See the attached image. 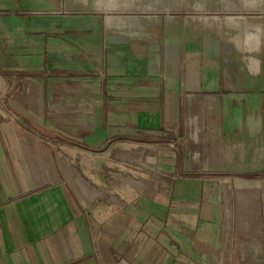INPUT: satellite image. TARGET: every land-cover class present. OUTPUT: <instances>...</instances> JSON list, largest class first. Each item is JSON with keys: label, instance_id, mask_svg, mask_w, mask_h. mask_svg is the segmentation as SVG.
Here are the masks:
<instances>
[{"label": "crops", "instance_id": "1", "mask_svg": "<svg viewBox=\"0 0 264 264\" xmlns=\"http://www.w3.org/2000/svg\"><path fill=\"white\" fill-rule=\"evenodd\" d=\"M124 10L107 0H0V264H264V174L166 178L164 193L134 208L135 226L125 227V187L105 174L122 173L119 153L135 156L128 132L146 125L158 139L146 144L158 145L160 166L185 170L197 163L166 150L193 126L215 160L224 154L213 144L220 137L264 129V56L226 51L207 29L179 20L166 22L167 38L144 51L128 36H108L107 18ZM116 22L113 28H128L125 16ZM19 71L42 84V101L53 92L49 81L76 83L80 105L96 111L91 136L39 139V130L58 128L18 108L15 89L2 90ZM216 101L224 108L182 117L183 104ZM259 158L264 166V140ZM211 178L223 180H202Z\"/></svg>", "mask_w": 264, "mask_h": 264}, {"label": "rangeland", "instance_id": "2", "mask_svg": "<svg viewBox=\"0 0 264 264\" xmlns=\"http://www.w3.org/2000/svg\"><path fill=\"white\" fill-rule=\"evenodd\" d=\"M107 1L111 9H125L124 12H121L120 14H111L109 15L110 17H106L107 20L111 22L110 27H112L107 30L108 36L112 38H123V35L128 36L127 38H131V40L134 39L133 43L144 45V51L148 45H157V43L159 44L160 40L164 37L167 38L165 31L166 22L179 20L183 21L184 26L190 30L199 27L204 30L207 29L208 33H212L214 36L216 35L217 37H215L223 42V48H225L226 51H234L236 48H239L247 58H251L257 53L260 58H263L262 56H264V0ZM92 2L93 4L96 2L99 4L100 0H92ZM118 15L125 16L126 22H128L127 29L117 30L113 28L116 27ZM141 50L142 48L138 49V54L143 55ZM240 54L242 55V53ZM18 73V79H15V76H10L9 79H6L7 82L2 86L3 92H10L12 89H15L18 94L17 97L19 98L17 100L18 108L34 109V119L36 122H51L55 129L56 127L58 128L52 131L39 130V139L55 137V135H58L74 142L79 137L91 136L95 127L93 126V123L96 111L93 110L92 105L86 107L80 105L85 101V99H83L85 97H82L78 92L76 83L63 84L62 82L58 83L57 81H49L53 92L50 97L46 95V100L42 101L38 97V92L40 90L39 85L42 84L39 81L29 79L27 75H24V71H19ZM50 74L52 75L53 73ZM16 83H18V85H16ZM45 83L44 89L47 91L48 81ZM61 88H65L66 91H61ZM26 92L29 93V95H26ZM87 102L95 103V100L87 99ZM223 104L221 105L217 101L194 105L186 103L181 106L183 109L181 112L182 117H184V114L188 115V113H193L195 111L209 112L212 110H221L224 108ZM4 105V108H9L6 102H4ZM162 117L164 120L169 118V112H164ZM262 121L264 124V116ZM208 122L211 126L212 122L210 119ZM181 123H183V125L185 123L194 124L192 121H181ZM200 123H202L199 126L200 131L203 132L204 130H202V127L205 126L206 128V121H200ZM97 124L98 121H96V125ZM162 124H165V128H168V126L171 125L167 121ZM145 127L147 126H141L140 128L135 126L133 127V132L131 130L129 132L127 131L128 134L127 132L125 133V130L123 129L118 130V133L122 131L123 134H127V136L132 139L134 138L133 140L136 142L135 156L124 152L119 153V166L122 173L120 175L116 173L105 174V178L110 184L117 181L114 184H123V188L125 187L122 191L124 203L123 206L120 207L121 213L124 214L123 223L125 227L130 228L132 225L135 226L136 219L135 214H133L135 211L134 208H137L138 206L142 208V206L148 204V201L152 200V195L157 199L156 195H161V191L164 193L163 190L160 189L161 185L159 182L166 178H168L169 181H176L183 177L184 181L187 182L196 177H208L215 174L224 175L225 173L230 172L234 174H246V177H255L252 175L264 174V166L259 158L264 140V129L253 136L247 133L245 135L239 134V136L232 134L229 139H223L220 137V140L222 141H215L213 144L216 145V149L220 151L221 154L224 153L223 155L225 157L223 155L220 156L219 153H217L215 160L211 161L209 160L211 153L209 152V147L206 143L202 142L204 137H202V139L199 136L195 137L194 131H190L193 126H184V129L186 128L187 130L183 131V135H186V137L180 140L178 139L176 142L171 141L170 145H174V147L172 148V151L171 149H169L170 151L166 150V153L170 158H174L178 155L180 157V160L178 157L179 162L183 157L185 159L187 158L189 166L192 164L194 165L195 162L197 165H195V168L189 167L185 170L184 168L176 170V168L163 169L160 166L156 157L159 154L158 145L146 144V142L151 143L158 139L156 137H151V132L146 130ZM107 128L105 130H107ZM50 133L53 134L51 135ZM189 133H191L192 136H187ZM210 144L213 145L212 142ZM167 148H169V146ZM211 148L212 147L210 146V149ZM173 150H175L176 153H174ZM197 150H199V152H197ZM204 163L206 164V167H204ZM179 165L181 166L180 163ZM73 166H75L74 162ZM92 166L94 170L100 168V166H98V168L95 166V160L92 161ZM95 174L96 177H100L98 176L99 173ZM119 176L120 180H117L119 179ZM128 176H131V178ZM202 180H204L203 182L206 181L208 183V180L222 181L223 178ZM78 184L79 183H77V185ZM159 205L160 209H162V202H160ZM175 205L177 204L175 203ZM182 207H185V205ZM172 209L175 208L172 207ZM192 209H194L193 204L188 203L187 210H190L191 213ZM133 219L134 224L132 223ZM189 219L191 218L189 217ZM109 228L110 230L113 229L112 226ZM113 245L115 247L122 246V244L116 243H113Z\"/></svg>", "mask_w": 264, "mask_h": 264}, {"label": "bare ground", "instance_id": "3", "mask_svg": "<svg viewBox=\"0 0 264 264\" xmlns=\"http://www.w3.org/2000/svg\"><path fill=\"white\" fill-rule=\"evenodd\" d=\"M107 8V7H106Z\"/></svg>", "mask_w": 264, "mask_h": 264}]
</instances>
